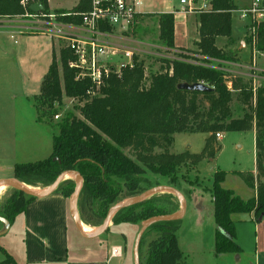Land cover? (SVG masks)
I'll use <instances>...</instances> for the list:
<instances>
[{
    "label": "trees",
    "instance_id": "1",
    "mask_svg": "<svg viewBox=\"0 0 264 264\" xmlns=\"http://www.w3.org/2000/svg\"><path fill=\"white\" fill-rule=\"evenodd\" d=\"M211 8L199 15L200 41L194 56H178L161 60L158 72L148 77L144 62L135 57L133 68L122 76L112 75L101 89L93 88L88 78L78 79V71L69 63L74 60L65 46L59 59L53 51L52 63L45 75L40 93L33 97L37 122L49 126L53 134L52 154L45 160L14 166V179L20 184L33 186L40 180L49 187L65 172H77L82 178L79 194L81 221L99 227L118 198L123 187L130 191L138 188L143 175L173 176L181 166L196 161L200 155L171 154L175 135L180 133H241L256 124V157L258 170L264 172V88L255 90L241 77H229L213 66V61L236 62L234 55L219 49L218 37L232 42L233 13L239 8L234 0H209ZM21 0H0V17L23 13ZM46 12L55 13L60 21L80 25L82 14L90 8V0H80L70 11L52 10L48 0H39ZM146 14L139 16L145 17ZM159 39L168 49H175V14H162L159 20ZM259 49L264 51V24L258 30ZM203 83L211 91L196 92L181 88L183 85ZM64 98L78 101L75 109L67 110L60 122L54 118L62 108ZM244 108L242 117L235 118L233 103ZM79 112L77 115L75 112ZM208 138L204 151L212 148ZM159 149L161 153H156ZM131 151L135 159L126 151ZM224 171L216 172L211 190L214 202L215 253L238 254L241 248L236 240L234 214H252L258 220L264 215V183L253 173H236L256 197L244 200L231 190L223 188ZM57 192L69 199L75 192L74 181L59 185ZM28 196L29 199H26ZM37 197L14 190L11 198L0 205V219L12 225ZM157 199L144 200L119 211L112 224L147 221L164 216V210L155 206ZM97 215L98 220H95ZM157 229L161 233L156 251L146 264H170L169 260L182 254L178 248L176 220L159 221L147 233ZM146 233V234H147ZM4 254L3 264H13Z\"/></svg>",
    "mask_w": 264,
    "mask_h": 264
},
{
    "label": "rangeland",
    "instance_id": "2",
    "mask_svg": "<svg viewBox=\"0 0 264 264\" xmlns=\"http://www.w3.org/2000/svg\"><path fill=\"white\" fill-rule=\"evenodd\" d=\"M77 0H51L50 7L53 10H65L70 11L75 6ZM174 3H179L180 0H171ZM247 0H239L240 4H245ZM158 0H151V5H156ZM74 6V7H73ZM73 7V8H72ZM153 9L151 8V11ZM145 11H148L147 9ZM145 16V15H144ZM162 14L160 13H148L145 17L139 18L137 24L132 30L124 35L125 41L123 44L128 48L134 50L136 57L144 62L146 74L148 77L151 73L158 72L161 68L163 59L178 57V56H191L195 53L196 48L193 49H180V52H173L163 45L159 39L160 28L159 20ZM240 14H233V32L241 36L244 32L243 24H248L249 20H243ZM188 33L189 36L195 38V29L197 22L193 17L188 20ZM185 32L183 28L178 29L176 35V41L179 45H183L185 38ZM248 42V39H245ZM28 48V60L36 62V66L33 70L38 74H41L43 69L52 63L53 51L59 59V51L63 44L59 40L50 42L44 37H35L34 39L26 40ZM225 39L218 41L219 45H224ZM50 46L52 49L50 50ZM176 48V47H175ZM252 56V55H251ZM197 58V57H195ZM247 60L239 59V61L247 62ZM214 66L219 68L220 71L225 72L229 77L236 76L233 74L237 67H231L228 64H218L213 62ZM11 72H8L7 67H14ZM264 66V63L263 65ZM4 67V68H3ZM50 67V66H49ZM14 59L9 57H0V127L2 129H9L17 131L19 137V151L13 152L14 144L8 139L10 137H0V146L3 144L6 152H0V172L5 173L6 177H9L13 173V167L16 164L21 163H34L47 159L53 150V132L47 125H43L37 122V117H34L33 107L29 106L25 99V93L33 95L35 92H39L38 83L31 85L30 81L26 80L27 90H23L18 84L20 83V77H24L23 73L18 71ZM27 77V76H26ZM244 82L251 83L253 87L257 89L264 88V73L256 80L254 84L247 77H241ZM27 79V78H26ZM23 81V79H21ZM28 81V82H27ZM28 92V93H27ZM33 98V97H30ZM15 100L18 106L19 114V129L13 126V109L11 107V101ZM34 105L33 99L31 100ZM80 103L72 99L64 98V107L60 108L56 106L59 111L58 116L54 118V123L60 122L63 118L64 113L67 110L75 109ZM13 105V104H12ZM234 117H242L244 108L239 106L236 102L232 106ZM80 115L79 112H75ZM12 117V119H11ZM58 117V118H57ZM224 132H220L223 135ZM239 133H224L223 141L217 139V134L211 135L207 133H180L175 136L173 148L170 150L171 154L182 155L199 153L200 157L194 161H189L187 166H181L178 172L173 176H161L155 175L149 171H146L143 175V181L138 185V188L130 191L125 186L123 187V194L118 198V201L113 206L121 204L127 200H132L142 194L157 188V187H173L177 189L186 199V214L183 218L176 220L179 230L176 233L178 248L182 254L178 258L169 260L170 264H234L236 263L233 255H217L214 251V234H215V223L213 218V205H212V194L211 190L213 187L214 176L218 171H224L226 179L223 188L231 190L235 195L242 199H247L254 195L256 197L257 191L253 189L250 191L246 187L244 181L236 175V173H249L256 168L253 150L256 149L257 129L256 124L253 121L252 127L249 131ZM17 137V138H18ZM211 138L210 141L213 143L211 149L204 151L205 142L207 138ZM222 147V148H221ZM1 150V149H0ZM13 152V153H11ZM159 149L156 153H161ZM126 153L135 159V155L131 151ZM259 182L264 183V172L258 170V166L253 173ZM11 180H15L12 179ZM69 181H74L76 189V180L72 178H65L61 185L67 184ZM32 189L44 190L48 186L45 182L40 180L33 181ZM14 193V189L6 187L3 193L0 195V205L6 203ZM206 196L208 199H203ZM72 196V194H71ZM29 199L28 196H25ZM155 198L157 199L155 206L165 211V215H172L181 212V198L177 194L168 192H157L147 200ZM70 199V198H69ZM251 199V198H250ZM79 198H77V210L80 215L78 207ZM111 206V208L113 207ZM110 208V209H111ZM201 209H204V215L207 217L204 220L200 218L202 215ZM200 211V214L197 213ZM95 220H98L97 215ZM203 217V216H202ZM106 219V218H105ZM104 219V220H105ZM103 220V222H104ZM148 221V220H147ZM102 222V223H103ZM146 221H137L133 223L123 224H110L107 231L101 235V238L111 240L114 244L120 246H126V252H122L123 258L127 260L129 264L134 263V248L137 237L142 229L143 224ZM96 228V227H94ZM249 235L253 234V228L247 226ZM75 233L78 234V230L75 224ZM13 231L10 233L0 236V245L2 242L9 241L13 238ZM147 233V232H146ZM145 233L140 249H139V261L140 264H146L151 258L153 252L156 251L158 240L161 237V233L154 229L147 234ZM83 240V239H80ZM71 244L74 245V240L71 239ZM1 247V246H0ZM3 249V246L1 247ZM4 250V249H3ZM201 250L202 252L196 251ZM123 251V250H122ZM5 260L4 254L0 251V264H3Z\"/></svg>",
    "mask_w": 264,
    "mask_h": 264
},
{
    "label": "crops",
    "instance_id": "3",
    "mask_svg": "<svg viewBox=\"0 0 264 264\" xmlns=\"http://www.w3.org/2000/svg\"><path fill=\"white\" fill-rule=\"evenodd\" d=\"M48 1L50 5L51 0ZM79 1L80 0H77L74 6H76ZM180 1L179 3H174L171 0H158V2H156V5L152 7L150 6L151 0H140V10L141 12H143V14L174 13L176 48L169 50L173 52H180V49L187 50L193 49V47H195L197 50L196 44L200 41L199 14L185 13L183 11V6L181 5ZM234 2L235 5L239 8V10L234 12L233 14H240L242 10L248 8L250 5V0H247L245 4H240L239 0H234ZM151 8L153 9L152 11ZM146 9L148 11H145ZM190 17H193L194 20L197 22V27L195 29V38L189 36L188 33L186 34V32L188 31L187 24ZM180 28H183L185 32L184 36L186 38V41H184L183 45H179L178 41H176L177 31ZM242 28L244 32H242L241 36H238L233 32L232 42H230L228 38L225 37H218L216 39L217 47L219 49L224 50L225 52H230L232 55H234L236 62H213H216L218 64L224 63L230 65L231 67H237L236 69L239 68V71H233V74H238L240 77H247L250 81H252L250 70V63L252 60V49L251 42L247 34L248 24H243ZM34 38L35 37H21L18 40L19 43L16 45L13 41L7 38L6 35L0 34V57L6 58L11 56V58L14 59L16 67L19 69L18 71L24 74L23 78L20 77V83L18 84V86H20L23 90H27L26 87L28 83L25 84L26 80L30 81L32 86L38 83L37 88H39V92H35L33 95H29L28 92V94L25 93V99L27 100L28 105L33 107L34 117H37L35 108L31 103V100L33 98L30 97L39 95L43 79L49 70L51 62L50 65L48 64L47 68L43 69L41 74H38L37 71L35 72L33 70V68L36 66V62L34 63L33 61L28 60L30 58V55L28 56L29 52L27 51L29 47L25 42L28 39ZM246 38L248 39V42L245 40ZM221 39L226 40V43L224 45L218 44V41ZM49 48L51 50L52 46H50ZM191 56L202 58V56L196 53L192 54ZM248 58L249 60L247 62L239 61V59L247 60ZM263 63L264 58H259L258 67L260 72L258 74V78L264 73V66H262ZM12 69H16L15 66L12 68L7 67V70H9L8 72H11ZM21 79H23V81H21ZM10 101L11 107L13 109V126H15L16 124V128L19 129V108L15 100ZM17 131V129H14V131L8 129L6 131L5 128L2 129L0 127L1 138L6 136L13 138L11 140H8L11 141L12 144H14L12 151L15 153L19 151L18 149L20 143L18 137L19 135L17 136ZM239 134L244 133L241 132ZM208 135L210 137V134ZM223 136L224 133L220 141H223ZM3 144L0 146V152H6V150H4L3 148ZM190 153L193 155L199 154L193 152ZM256 153L257 152L254 149L253 157L257 168ZM255 169L252 171V173L255 172ZM5 175L7 174L0 172V181L11 180V178L14 179V167L11 176L6 177ZM246 187L249 188L247 185ZM249 189L250 191H253V189ZM206 196L207 195H205L203 199L207 200L208 197L206 198ZM253 197L254 195L252 196L251 194L248 199ZM211 203L213 205L212 215L214 218L213 198ZM201 211L202 215L200 216V218L204 220L207 217L204 215V209H201ZM198 214H200V211L197 213V215ZM1 219L0 233H3L5 231V224L1 221ZM232 220L235 223L236 240L242 251L238 254L221 255H233L236 261V263L234 264H264V215L257 220L255 218L254 213L234 214L232 215ZM248 225L253 228L252 235H249V231L247 228ZM74 229L75 222L71 214L70 199L65 198L62 193L55 191L49 196L36 198L31 201L27 206L25 212L16 217L8 232L1 235L3 236L5 234H8L12 230L13 238H11L9 241L2 242L0 246H3V249L7 252V254L11 256L14 261L13 264H129L127 260L123 258L122 255V252H126V246L122 247L118 244H114L113 241L104 238L102 239L101 236L96 238H84L79 231L77 232L78 234H76ZM71 239L74 240V245L71 244ZM196 251L202 252L201 250Z\"/></svg>",
    "mask_w": 264,
    "mask_h": 264
},
{
    "label": "built area",
    "instance_id": "4",
    "mask_svg": "<svg viewBox=\"0 0 264 264\" xmlns=\"http://www.w3.org/2000/svg\"><path fill=\"white\" fill-rule=\"evenodd\" d=\"M37 3H40L39 0H21L22 14L0 17V34L6 35L16 45L21 37L61 41L73 54L74 60L69 66L78 71V79H90L92 89L89 95L96 94L93 88L105 87L112 75L120 78L125 69L134 67L135 52L123 42L124 35L134 28L139 16L143 15L140 0H90V8L82 14L80 25L60 21L53 12L31 11L30 7ZM180 3L188 14L200 15L211 8L209 0H181ZM240 14L243 20H249L247 34L252 49L250 70L251 80L255 84L260 72L258 60L264 58L258 38L260 25L264 24V0H250L249 7ZM216 136L219 140L222 138L220 133Z\"/></svg>",
    "mask_w": 264,
    "mask_h": 264
},
{
    "label": "water",
    "instance_id": "5",
    "mask_svg": "<svg viewBox=\"0 0 264 264\" xmlns=\"http://www.w3.org/2000/svg\"><path fill=\"white\" fill-rule=\"evenodd\" d=\"M30 10L38 13L41 11H45L46 7L42 4V3H37L34 4L30 7ZM181 88L189 90V91H196V92H208L211 91V88H209L208 86H206L203 83H198V84H194V85H183ZM68 175H73L76 180V189L74 194L70 197V208H71V214H72V218L76 224V227L78 229V231L80 232V234L84 237V238H96L101 236L103 233H105L108 229V227L110 226V224L112 223L113 218L115 217V215L121 211L122 209L128 207V206H133L136 205L138 203L143 202L144 200L148 199V197H150L151 195L157 193V192H168V193H172V194H177L180 198H181V206H182V210L181 212L177 213V214H172V215H164V216H157L154 218L149 219L148 221H146L143 226L142 229L137 237L136 240V244H135V248H134V263L135 264H140L139 261V249H140V245H141V241L146 233V231L148 230V228L159 222V221H168V220H179L181 218L184 217L185 213H186V200L185 197L175 188L173 187H157L154 188L144 194H142L141 196H138L132 200H128V202H123L121 204H118L116 206H113L109 212L108 215L106 217V219L104 220V222L102 223L101 226L98 227V231L96 234L94 235H88L83 231L82 228V221L79 217V212L77 210V198L79 197L81 188H82V178L81 175L77 172H65L63 174H61L56 181L50 185L47 189H44V192L42 194H38L32 190H29L28 188H26L23 184L18 183L15 180H1L0 184H5L8 187L13 188L14 190H18L21 191L29 196H34L37 198L40 197H46L51 195L52 193H54L59 185L64 181V179L68 176ZM1 221L5 224V231L3 233H0V236L6 232H8V230L11 227V224L9 223V221L5 220V219H1Z\"/></svg>",
    "mask_w": 264,
    "mask_h": 264
},
{
    "label": "bare ground",
    "instance_id": "6",
    "mask_svg": "<svg viewBox=\"0 0 264 264\" xmlns=\"http://www.w3.org/2000/svg\"><path fill=\"white\" fill-rule=\"evenodd\" d=\"M67 179L68 178H72V179H74L75 177L73 176V175H68L67 177H66ZM26 188H28L29 190H32V191H34V192H36V193H38V194H42L43 192H44V190H40V191H38V190H35V189H32V187H29L28 185H25V184H23ZM4 186V187H3ZM3 187V188H2ZM7 187V185H5V184H0V195L3 193V191L5 190V188ZM125 202H128V200L127 201H125ZM82 228H83V231L86 233V234H88V235H94V234H96L97 233V231H98V227H96V228H94V227H92V226H90V225H87V223L85 224V223H83L82 222Z\"/></svg>",
    "mask_w": 264,
    "mask_h": 264
}]
</instances>
